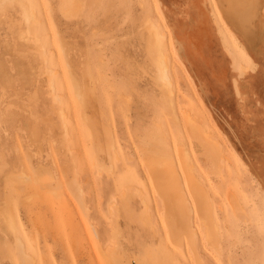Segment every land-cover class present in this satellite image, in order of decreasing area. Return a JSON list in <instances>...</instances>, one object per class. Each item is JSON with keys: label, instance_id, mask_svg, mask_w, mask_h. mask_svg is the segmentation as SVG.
<instances>
[{"label": "rangeland", "instance_id": "1", "mask_svg": "<svg viewBox=\"0 0 264 264\" xmlns=\"http://www.w3.org/2000/svg\"><path fill=\"white\" fill-rule=\"evenodd\" d=\"M226 4L0 0V264H264V0Z\"/></svg>", "mask_w": 264, "mask_h": 264}, {"label": "bare ground", "instance_id": "2", "mask_svg": "<svg viewBox=\"0 0 264 264\" xmlns=\"http://www.w3.org/2000/svg\"><path fill=\"white\" fill-rule=\"evenodd\" d=\"M226 1H227V6H228L229 12H231L235 18L237 17V19H239V22H241L242 19L244 20L247 17L249 18L251 15V13H250V15H247L246 10H244L242 8H245L244 6H248L249 12H251L250 10L252 8L254 9V5H255L256 0H226ZM248 22H250V20L247 19V21H245V23L248 24ZM228 27H229V25H228ZM162 36H164V35L162 34ZM162 38H164V37H162ZM157 62H158V67H159V71H160V76L163 78L162 80H164L166 85H169L170 80L166 76V66L167 65H166L165 54H162L160 52ZM154 163H156V161L152 162L151 164H154ZM159 163L161 164L162 162L159 160ZM167 166L169 168L168 173L159 175V182L165 183V185H168L169 183H171L172 188L174 189V191H172V192H174V195L176 197H179V199L177 201H174V204H172V208H173V211L175 213V219H173V221L169 222V229H171L173 232L174 231L176 232L180 228L183 227V231H186L188 228V225H189L190 215H189V212L186 210L187 205L184 204L185 201L181 197L183 194H182L181 188L179 187V183H178V179H177V174L175 173V169L173 168V165L170 164V162ZM157 179H158V177H157ZM169 196L173 197L172 195H169ZM20 248H21V246H20ZM20 251H22V250H20ZM103 252H105V251H103ZM22 253H24V252H22ZM22 255H25V253ZM111 255H112V253H111ZM108 257H110V256H108ZM113 258L110 257L109 259L112 260ZM113 261H114V259H113Z\"/></svg>", "mask_w": 264, "mask_h": 264}, {"label": "crops", "instance_id": "3", "mask_svg": "<svg viewBox=\"0 0 264 264\" xmlns=\"http://www.w3.org/2000/svg\"><path fill=\"white\" fill-rule=\"evenodd\" d=\"M244 7L245 8H242V9L246 10V14L250 15V13H251V15L249 18L247 17L244 20L242 19L241 22H239V19H237V17L235 18L234 15L231 12H229L228 6H226V8L221 9V10L224 11L225 15H227V19H229L232 23H234V25L236 26V29L242 30V32H244L245 34H247L249 36V33L252 32L251 28H250V24L252 21V15H253L252 13H254L256 11V6L254 5V9L252 8L250 10L251 12H249L248 6H244ZM247 19L250 20V22H248V24L245 23V21H247Z\"/></svg>", "mask_w": 264, "mask_h": 264}]
</instances>
